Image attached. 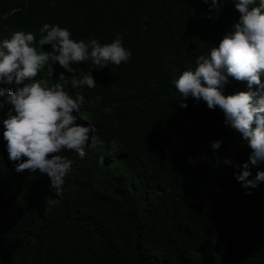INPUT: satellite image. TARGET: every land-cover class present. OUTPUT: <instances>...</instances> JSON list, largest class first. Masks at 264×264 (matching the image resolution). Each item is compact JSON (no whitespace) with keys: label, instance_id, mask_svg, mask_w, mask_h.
I'll return each mask as SVG.
<instances>
[{"label":"trees","instance_id":"16d2710c","mask_svg":"<svg viewBox=\"0 0 264 264\" xmlns=\"http://www.w3.org/2000/svg\"><path fill=\"white\" fill-rule=\"evenodd\" d=\"M238 16L232 0H0V38L48 22L100 43L120 33L132 52L73 65L96 82L79 89L78 113L94 131L83 157L62 152L72 165L59 192L47 174L14 171L0 136V264H264V182L246 194L222 163L251 149L218 107H179L173 85ZM61 71L71 75L55 62L52 79ZM240 90L246 81L229 77L224 94ZM9 107L0 98V117Z\"/></svg>","mask_w":264,"mask_h":264},{"label":"clouds","instance_id":"9594fccd","mask_svg":"<svg viewBox=\"0 0 264 264\" xmlns=\"http://www.w3.org/2000/svg\"><path fill=\"white\" fill-rule=\"evenodd\" d=\"M223 2L203 0L210 9L220 8ZM232 3L239 16L231 30L207 54L197 56L194 67L180 72L173 85L181 97L179 107H186L189 97L196 103L206 102L209 109L218 107L223 123L247 143L251 152L242 164L227 157L222 160L239 169L232 175L247 194L264 182V170L257 169L252 176L249 167L264 162V0ZM37 32L38 36L16 30L0 38V98L10 105L0 117V136L6 141L7 158L15 162L14 171L47 174L51 190L59 192L72 165L62 152L70 150L83 157L94 131L91 124L78 122V113L87 102L79 89L93 88L96 82L91 70L78 71L73 65L82 61H91L95 68L119 65L132 52L120 33L100 43L94 37L76 39L69 28L54 23H43ZM46 44L50 50L42 49ZM55 62L71 75L61 71L52 79ZM229 77L246 81V90L225 95ZM220 144L214 140L209 147L215 151Z\"/></svg>","mask_w":264,"mask_h":264}]
</instances>
